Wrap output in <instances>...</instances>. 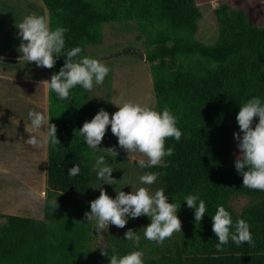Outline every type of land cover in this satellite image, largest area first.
<instances>
[{
	"label": "trees",
	"instance_id": "trees-1",
	"mask_svg": "<svg viewBox=\"0 0 264 264\" xmlns=\"http://www.w3.org/2000/svg\"><path fill=\"white\" fill-rule=\"evenodd\" d=\"M42 2L50 27H67L65 48L80 46L81 55H87V45L101 43L104 23L135 19L151 30L145 59L152 63L156 109H170L182 135L179 141L166 138L165 147L173 148L172 155L164 157L166 166L141 169L158 172L169 201L181 204V232L173 233L170 249L144 259V264H264V191L242 185L231 154L229 124L232 120L239 128L240 104L253 96L264 98V25L254 24L245 10L220 3L213 10L218 37L206 44L193 37L201 17L194 0ZM63 64L60 56L48 68V79ZM2 69L7 70L5 64ZM88 110L86 90L79 85L64 100L48 89L47 116L56 125L60 143L47 144L43 217L4 215L0 264H108L110 257L94 252L93 225L84 216L92 200L91 150L79 128L89 120ZM255 122L258 117L253 126ZM74 163L81 171L68 176ZM190 193L205 201L207 213L199 223L194 209L183 201ZM239 195L257 200L236 212L228 200ZM217 205H224L234 221L249 223L251 245L229 241L217 251L211 219Z\"/></svg>",
	"mask_w": 264,
	"mask_h": 264
},
{
	"label": "rangeland",
	"instance_id": "rangeland-1",
	"mask_svg": "<svg viewBox=\"0 0 264 264\" xmlns=\"http://www.w3.org/2000/svg\"><path fill=\"white\" fill-rule=\"evenodd\" d=\"M201 12L194 39L210 44L218 37V24L213 10L220 3H227L233 8L245 10L256 25H264V0H194ZM36 14L46 16L48 11L42 0H0V223L4 215L14 214L34 218L43 217V197L45 187V160L47 144L33 146L26 143L30 128L28 112L31 109L47 115L48 68L37 67L34 62L25 63L17 48L20 38L17 36L18 24L24 16ZM102 41L85 47L87 55L103 60L110 68L109 74L101 85L86 90L89 105V120L101 109L111 116L117 110L114 103L125 101L140 102L156 108L152 88V63L134 54L122 53L126 48H135L146 52L151 30L143 23L132 19L102 24ZM5 64L7 70L2 69ZM231 154L236 160L240 150L234 132H240L232 122ZM46 126L42 132L46 133ZM98 151L90 152L92 200L99 196L98 180L93 170L97 155H104L106 162L113 167V184H103L104 190L112 197L116 191L129 192L144 186L152 191L161 188L158 180L152 185H142L139 176L145 172L134 162L142 154L134 153L128 158L124 149L118 145V138L108 126ZM117 152L115 153L112 149ZM131 184V185H125ZM257 198L249 195L233 196L228 200L234 211L240 212ZM150 222L149 217L141 215L130 218L123 228L109 225L106 231L97 234L93 230L92 247L102 257L124 255L137 248L132 241L124 239V232L131 228L137 230L141 239L138 250L143 252V259L155 257L160 251L170 249L174 239L172 234L168 242L157 244L143 236V226ZM105 248L109 255L101 253ZM134 247V248H133Z\"/></svg>",
	"mask_w": 264,
	"mask_h": 264
},
{
	"label": "clouds",
	"instance_id": "clouds-1",
	"mask_svg": "<svg viewBox=\"0 0 264 264\" xmlns=\"http://www.w3.org/2000/svg\"><path fill=\"white\" fill-rule=\"evenodd\" d=\"M17 36L20 38L18 52L23 58L24 64L34 62L37 67L52 68L60 56L64 57V64L50 79L44 80L46 87L55 93L60 100L69 98L71 90L80 86L84 90H92L101 85L109 74V66L101 59L81 55L80 46L65 48V33L67 27L57 26L51 28L48 20L41 15L29 14L16 24ZM117 110L110 116L109 112L101 108L90 120L83 122L79 128V134L83 142L94 152L98 147L106 130L110 125L111 133L118 138V145L124 149L128 158L134 153L142 154L136 158L139 168L150 169L155 166H166L164 157L171 156L173 148L165 147L168 137L179 141L182 132L178 125L177 116L168 108L157 110L149 105L125 101L114 103ZM30 128L27 144L38 146L43 144L56 145L60 143L57 138L56 125L50 122L49 116L42 111L31 109L28 112ZM258 122L254 124V118ZM236 120L240 132H234V138L238 141L240 150L238 158L234 161L237 173L242 175V185L249 189L264 191V98L253 96L245 103L240 104ZM46 126V133L42 128ZM112 149V148H111ZM112 151L117 155L113 149ZM113 167L106 162L104 155H97L93 164V170L98 180L102 183L96 187L100 194L91 200L90 211L84 216L88 223L93 225L97 234L106 231L109 225L123 228L130 218L146 215L150 222L143 226L145 239L157 244L163 243L174 232H181V220L178 210L181 204L169 201V195L164 188L152 191L149 187H138L125 192L122 188L116 191L115 197L110 196L102 187L103 184H113L114 178L111 173ZM80 166L74 163L68 169V176H77ZM159 173L148 171L139 176L142 185H152L158 179ZM189 208L194 209L195 222H200L207 213L205 201L198 193H190L183 198ZM52 209L56 207V199L50 202ZM212 231L217 238L215 248L218 252L223 251L225 245L232 241L240 246L247 242L253 243L249 223L239 218L233 220L230 211L224 205H217L216 211L211 215ZM124 239L132 241L134 245L140 242V235L129 228L124 232ZM101 253L105 252L100 247ZM108 264H144L143 252L135 249L124 255H109Z\"/></svg>",
	"mask_w": 264,
	"mask_h": 264
},
{
	"label": "water",
	"instance_id": "water-1",
	"mask_svg": "<svg viewBox=\"0 0 264 264\" xmlns=\"http://www.w3.org/2000/svg\"><path fill=\"white\" fill-rule=\"evenodd\" d=\"M121 52L122 53L134 54L140 59H144L145 58L144 52L141 51V50H137L135 48H131V47L130 48H126V49L122 50Z\"/></svg>",
	"mask_w": 264,
	"mask_h": 264
},
{
	"label": "crops",
	"instance_id": "crops-1",
	"mask_svg": "<svg viewBox=\"0 0 264 264\" xmlns=\"http://www.w3.org/2000/svg\"><path fill=\"white\" fill-rule=\"evenodd\" d=\"M41 16H43V14H41ZM45 18H46V16H45Z\"/></svg>",
	"mask_w": 264,
	"mask_h": 264
}]
</instances>
